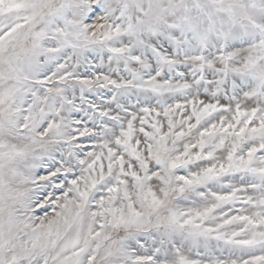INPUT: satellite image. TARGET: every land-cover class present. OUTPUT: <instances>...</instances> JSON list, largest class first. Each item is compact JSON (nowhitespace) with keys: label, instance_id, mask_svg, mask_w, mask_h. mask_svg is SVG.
<instances>
[{"label":"snow or ice","instance_id":"obj_1","mask_svg":"<svg viewBox=\"0 0 264 264\" xmlns=\"http://www.w3.org/2000/svg\"><path fill=\"white\" fill-rule=\"evenodd\" d=\"M0 264H264V0H0Z\"/></svg>","mask_w":264,"mask_h":264}]
</instances>
